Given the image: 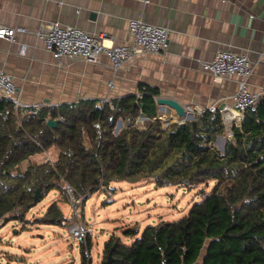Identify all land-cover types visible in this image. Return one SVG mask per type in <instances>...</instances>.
<instances>
[{"label": "trees", "instance_id": "1", "mask_svg": "<svg viewBox=\"0 0 264 264\" xmlns=\"http://www.w3.org/2000/svg\"><path fill=\"white\" fill-rule=\"evenodd\" d=\"M146 88L137 95L113 100L114 109L99 101L84 100L43 106L38 116L17 112L11 100L0 97V222L24 221L38 189L47 195L54 181L65 179L80 196L94 194L113 182L153 180L159 188L196 187L213 181L214 190L178 220H162L140 234L139 227L113 235L105 243L108 253L118 243L111 264H264V99L248 113L242 129L234 127L236 144L226 138L224 152L216 146L225 136L220 113L206 112L184 125H169L159 116L160 91ZM138 103V105H136ZM141 115L155 121L142 130ZM48 117L59 119L57 128ZM64 120H60V118ZM122 126L116 132L118 124ZM52 147L56 162L17 170L24 160ZM106 187V186H105ZM65 216L54 204L34 223L63 225ZM31 224V223H30ZM82 249L81 264H92Z\"/></svg>", "mask_w": 264, "mask_h": 264}, {"label": "crops", "instance_id": "2", "mask_svg": "<svg viewBox=\"0 0 264 264\" xmlns=\"http://www.w3.org/2000/svg\"><path fill=\"white\" fill-rule=\"evenodd\" d=\"M145 1L0 0V26L28 30L17 34L15 42L0 38V69L15 78L24 104L22 112L34 105L59 106L108 96L118 100L137 95L141 86H148L158 89L159 97L178 101L197 117L199 108L232 103L237 81L215 80L202 66L223 46L248 55L254 65L250 89L264 99V0ZM132 19L168 26L172 30L168 53L138 58L119 72L105 55L96 65L82 59L55 60L35 34L42 24L59 21L91 34H106V45H120L132 41L128 29ZM20 44L25 45L24 55L17 52ZM160 118L179 121L175 111L161 105ZM150 225L156 224H145L144 228ZM31 229L13 232L19 238L20 252L0 256V264H28L34 248L29 240L34 236ZM118 234L112 232L107 241ZM122 241L130 244L133 239L122 236ZM103 258L104 252L97 264H102Z\"/></svg>", "mask_w": 264, "mask_h": 264}, {"label": "rangeland", "instance_id": "3", "mask_svg": "<svg viewBox=\"0 0 264 264\" xmlns=\"http://www.w3.org/2000/svg\"><path fill=\"white\" fill-rule=\"evenodd\" d=\"M225 137H219L216 146H224ZM59 150L52 147L49 150L31 156L24 160L17 170L25 173L32 165H41L49 160L56 162ZM31 160V161H30ZM56 188L46 196L42 195L39 203L26 215L24 221H10L0 230V256H6L9 251L19 253V238L13 232L32 228L34 236L31 239L34 248L28 264H79L82 249L87 247V241L81 244L70 234V227L76 222L87 224L92 247L89 250L91 259L98 263L99 256L104 252V243L110 234L117 231L121 237L122 231L129 227H139L141 231L145 224H158L162 220H178L186 216L195 203L204 197L202 191L210 194L215 182L203 183L196 187L169 186L159 188L153 180H143L137 183L113 182L104 186L94 194L82 196L84 200L76 210L65 192V179L54 181ZM71 185V184H70ZM57 204L65 216L63 225H45L34 223L42 218L49 209ZM31 223V224H30ZM0 222V226H2ZM2 259V258H1Z\"/></svg>", "mask_w": 264, "mask_h": 264}, {"label": "built area", "instance_id": "4", "mask_svg": "<svg viewBox=\"0 0 264 264\" xmlns=\"http://www.w3.org/2000/svg\"><path fill=\"white\" fill-rule=\"evenodd\" d=\"M145 2L148 3L149 0ZM128 29L132 41L120 45H106L105 40L108 37L106 34H91L80 27L64 25L59 21L42 24L35 34L44 41L46 49L53 55L55 60L61 62L63 59L73 61L82 59L89 64L96 65L100 63L101 56L105 55L110 60L115 72H119L138 58L164 56L168 53L169 39L172 33L168 26L154 25L142 19H132L129 20ZM27 32L28 30L24 27L0 26V38L12 42L16 41L17 34H25ZM25 50V45L20 44L17 52L24 55ZM202 66L214 76L215 80L228 79L237 81V88L231 96V104H224L223 107L212 105L206 109L199 108L197 110V115H202L206 112L220 113L225 126V136L223 137L229 138L233 144H236L233 132L234 127L242 129V123L246 115L257 112L262 100L259 93H255L250 89L249 80L254 73V65L247 54L237 52L230 46H223L217 51L212 60L202 62ZM109 85L114 87V82L110 81ZM145 89L144 87L138 92V99H143ZM0 97L11 100L17 112L24 107L15 78L3 69H0ZM99 104L109 105L111 109L115 108L113 99L109 96L100 100ZM41 109V105H34L28 108L24 114L38 116ZM60 120L64 119L61 117ZM159 120L162 119L160 118ZM162 121L166 125L170 124V121ZM151 122L152 119L141 115L137 125L142 130H145L151 125ZM121 126L122 122L118 124L116 132ZM220 148L224 152V146H220ZM65 192L77 214V209L84 198L78 195L75 188L68 183L65 184ZM69 231L71 236L81 244L87 241L91 233L90 227L81 222L73 224Z\"/></svg>", "mask_w": 264, "mask_h": 264}, {"label": "water", "instance_id": "5", "mask_svg": "<svg viewBox=\"0 0 264 264\" xmlns=\"http://www.w3.org/2000/svg\"><path fill=\"white\" fill-rule=\"evenodd\" d=\"M157 103L161 105L162 107H168L172 109L173 111H175L179 119L178 122L181 123L182 125L188 122H192L194 127H196V115L190 113L189 110L185 106L180 104L178 101L170 99V98L159 97L157 98ZM136 105H138V103H136ZM59 123H60L59 119L49 118L47 120V124L52 128H57L59 126ZM104 186H108V183L106 182ZM40 199H41V191L40 189H38L35 194V202H39ZM117 245L118 243H116L112 247L110 252L108 253L105 264H111L113 262L114 260L113 254H114L115 249L117 248ZM203 257L204 255H202L200 259H203Z\"/></svg>", "mask_w": 264, "mask_h": 264}]
</instances>
